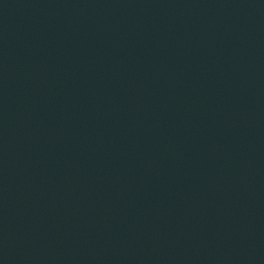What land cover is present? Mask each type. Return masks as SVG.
<instances>
[{"label": "water", "instance_id": "95a60500", "mask_svg": "<svg viewBox=\"0 0 264 264\" xmlns=\"http://www.w3.org/2000/svg\"><path fill=\"white\" fill-rule=\"evenodd\" d=\"M0 264H264V0H0Z\"/></svg>", "mask_w": 264, "mask_h": 264}]
</instances>
